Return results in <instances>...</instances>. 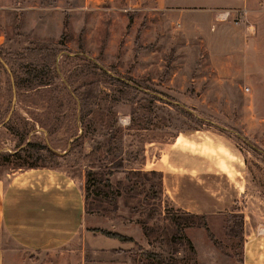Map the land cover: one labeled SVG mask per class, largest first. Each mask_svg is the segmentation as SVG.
I'll use <instances>...</instances> for the list:
<instances>
[{"label": "rangeland", "instance_id": "1", "mask_svg": "<svg viewBox=\"0 0 264 264\" xmlns=\"http://www.w3.org/2000/svg\"><path fill=\"white\" fill-rule=\"evenodd\" d=\"M174 1L183 5L0 0V176L36 164L78 180L84 220L70 244L119 246L121 264H148L146 250L183 264H241L253 251L261 264L264 41L245 35L243 67L244 59L215 50L214 20L190 5L205 0ZM221 24L224 32L236 27ZM176 136L225 148L215 154L206 145L195 163L231 164L214 180L219 194L236 185L227 209L186 219L168 200L163 161ZM15 152L22 161L5 160ZM6 245L14 258L34 260ZM85 261L108 257L88 250Z\"/></svg>", "mask_w": 264, "mask_h": 264}, {"label": "crops", "instance_id": "2", "mask_svg": "<svg viewBox=\"0 0 264 264\" xmlns=\"http://www.w3.org/2000/svg\"><path fill=\"white\" fill-rule=\"evenodd\" d=\"M174 2L149 0L154 10H174L175 6L183 5ZM190 5L198 6L199 11L204 10L209 19L214 20L210 35L215 50L224 49L226 59H242L240 50L251 46L245 35L251 36L253 42L264 41V0H205V3ZM224 10H228L226 16H223ZM235 10L243 12L237 22L232 19ZM225 20L236 27L230 32L222 31L221 21ZM243 61L242 66L247 67L246 59ZM206 145L211 146L210 152L225 155L222 146L176 136L164 158V193L179 211L208 216L222 212L236 200L232 195L235 184L222 194L214 186L215 175L228 172L231 164L215 160L203 168L195 163L204 159L202 150ZM180 159L184 162L180 163ZM83 220L80 182L65 171L49 167L17 168L0 176V264H87L85 253L88 250L104 253L108 264H121L119 246L96 250L70 244L82 231ZM191 241L196 250L192 238ZM6 242L27 251L34 260L26 262L14 258ZM254 256L253 251H245L241 264H258ZM261 264H264V256Z\"/></svg>", "mask_w": 264, "mask_h": 264}, {"label": "trees", "instance_id": "3", "mask_svg": "<svg viewBox=\"0 0 264 264\" xmlns=\"http://www.w3.org/2000/svg\"><path fill=\"white\" fill-rule=\"evenodd\" d=\"M2 159L5 158V155L1 157ZM9 158H13L16 161H22L23 160V156L20 155V153H12V154H8L5 160H9ZM35 167H43V166H39L36 164H27V166L25 168H35ZM17 168H21V166H18ZM180 212V214L184 217L187 218H192V217H203V215H197V214H193L190 212H185V211H178ZM176 225V230L178 234H181V225L178 222H175ZM96 230V229H93ZM100 234H102L103 236L107 237V238H113V239H117L119 241H131V239L125 235L116 233V232H111V231H106V230H97ZM185 236V235H184ZM187 243H188V247L190 250H193V247L190 243V241L186 238ZM144 255L146 257H148V264H183V263H179V261H176L174 259H166V258H162L160 255L152 252V251H143Z\"/></svg>", "mask_w": 264, "mask_h": 264}, {"label": "built area", "instance_id": "4", "mask_svg": "<svg viewBox=\"0 0 264 264\" xmlns=\"http://www.w3.org/2000/svg\"><path fill=\"white\" fill-rule=\"evenodd\" d=\"M227 13H228V10H224L223 11V16H226L227 15ZM242 11H240V10H235L234 11V15H233V21L234 22H237L238 20H239V18H240V16L242 15Z\"/></svg>", "mask_w": 264, "mask_h": 264}]
</instances>
